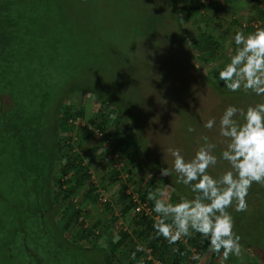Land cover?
Wrapping results in <instances>:
<instances>
[{"label": "rangeland", "instance_id": "374dc122", "mask_svg": "<svg viewBox=\"0 0 264 264\" xmlns=\"http://www.w3.org/2000/svg\"><path fill=\"white\" fill-rule=\"evenodd\" d=\"M49 4L54 10L53 22L62 27L65 39L70 42L69 53L63 63L66 72L57 96L71 87L86 90L66 98L65 95L63 100L65 105L82 110V116L70 122L71 130L66 134L73 145V152L87 167L89 182L94 188L88 191L86 183L76 190H67L64 184L57 199L64 205L72 202L82 206L85 227L96 226L102 233L93 244L108 247L117 235L118 225L127 229L132 227L131 212L121 215V205L114 200L125 174L131 176L134 184L145 183L147 195L149 191L161 190L170 196L173 203L181 199L179 193L192 198L194 193L187 186L176 183L175 171L170 176L160 174L162 168L172 169L174 158L169 149H181L185 159L190 160L204 144L202 137L207 136L217 145L213 154L219 158L224 145L218 125L225 108L229 105L246 108L264 103V96L242 90L230 92L214 74L234 54L237 47L233 40L235 32L243 31L247 35L248 32L241 27L262 20L264 14L259 15L257 8L264 11V3H257V8L254 0H50ZM208 40L217 42L211 55H208V50H201ZM101 101L111 106L99 104ZM96 111L109 116L103 131L111 138L114 129L128 120L130 128L124 132L122 140L129 154L134 155L127 166L129 175L116 165L119 162L110 155V145L103 152V146L94 137L93 142H86L87 134L82 133L81 127L86 126L89 131L96 128ZM210 118L217 121L212 130L203 127ZM189 126L195 131L189 132ZM133 130L140 136L143 155L135 152L138 141L132 135ZM62 135L65 133H59L58 142H61ZM104 153L108 157L101 164L99 157ZM61 160L59 157L55 160V177ZM228 168L226 161L218 159L217 165L208 171L218 177ZM164 178L174 182L178 191ZM263 187L252 184L247 198L250 196L254 203L243 215L235 209L229 211L240 241L256 245L242 249L239 257L229 256L223 264H264ZM96 189L103 191L109 205L95 200ZM6 200L7 195L1 201L5 208L8 207ZM58 214L54 215L55 221H60ZM74 225L68 228L71 234L78 226ZM195 235L193 232L191 237H183L181 244L189 249L186 257L171 254L172 258L177 257V264H189L194 255L201 257L197 264H222L220 255L211 253V258L207 249L209 242L204 251L198 253L195 250ZM197 235V240H204L200 234ZM70 237L72 240L76 236ZM133 239V243L142 246L147 256L149 248L145 242ZM78 243L88 245L84 239ZM5 247H0V254H5L4 258L0 256V264H18L16 259L8 256L11 250ZM127 247L116 248L113 252L121 263L127 261ZM168 252L170 250L160 260L161 264H171L173 259ZM87 256L95 258L96 264H104L99 250L89 251ZM149 256L152 259L150 264H155L150 252Z\"/></svg>", "mask_w": 264, "mask_h": 264}, {"label": "trees", "instance_id": "16d2710c", "mask_svg": "<svg viewBox=\"0 0 264 264\" xmlns=\"http://www.w3.org/2000/svg\"><path fill=\"white\" fill-rule=\"evenodd\" d=\"M254 1L264 3V0ZM49 3L50 0H0V247L5 245V249L11 250L8 256L16 259L18 264H96L95 258L87 256V252L94 250H99L104 264H150L152 260L145 257V250L138 251L133 243V238H138L145 242L153 259L163 260L169 250V257L171 254L186 257L189 249L180 241L169 244L164 238L156 236L154 212L151 216H145L132 210L133 203L126 194L128 186L140 200L147 202L151 211L153 201L147 199L146 184H134L131 176H125L114 200L121 205V215L131 212L132 227L127 229L118 225L117 235L120 239L115 243L112 240L108 247L93 244L102 233L96 226L85 227L82 206L72 202L64 205L63 201L57 199L64 184L67 190H76L86 183L88 191L94 188L89 182L87 167L73 152V145L66 134L71 130L70 122L82 116V110L65 105L63 100L65 95L66 98L72 93H84L86 90L71 87L57 96L66 72L63 63L69 53L70 42L65 39L62 27L53 22L54 10ZM263 12L261 8L258 10L259 15H263ZM241 28L248 33L254 30L252 26ZM216 45V41L208 40L201 50H208V55H211ZM218 73L214 72L219 79ZM101 103L111 106L104 101ZM109 120L103 111H96L94 126L104 132ZM129 128L130 124L125 120L114 129L113 138L109 137L110 154L114 155L113 160L121 163V169H125L128 175L130 170L127 166L134 155L127 151L122 136ZM81 130L87 134L86 141L93 142L92 131L86 126ZM60 132L65 135L58 142ZM132 135L138 141L135 152L143 155L140 136L135 130ZM57 157L62 160L55 177L53 168ZM164 180L178 191L174 182ZM33 191L38 194L35 195ZM179 194L181 198L191 199L185 193ZM5 195L7 208L1 204ZM94 197L100 203L96 193ZM246 200L250 208L254 202L250 201V196ZM101 204L109 205L107 202ZM50 206L51 209L43 212L41 218L37 209ZM233 209L235 203L227 211ZM44 213L48 214L47 217ZM57 213L60 221L54 220ZM240 213L243 215L245 211ZM74 224L78 226L71 234L68 228ZM70 236L76 237L71 240ZM197 237L196 233L193 245L200 253L208 241L197 240ZM80 239H84L88 245H80ZM240 244L244 250L256 245L241 241ZM127 245V261L121 263L119 256L113 252ZM173 246L175 251L171 249ZM0 256L4 258L5 254L1 253ZM176 258L171 257V264H177ZM189 264H197V260L192 258Z\"/></svg>", "mask_w": 264, "mask_h": 264}, {"label": "clouds", "instance_id": "9594fccd", "mask_svg": "<svg viewBox=\"0 0 264 264\" xmlns=\"http://www.w3.org/2000/svg\"><path fill=\"white\" fill-rule=\"evenodd\" d=\"M233 40L237 47L219 71V79L230 92L242 90L264 96V27L247 35L236 31ZM216 126L215 118L203 125L208 130ZM218 130L224 145L219 158L213 154L217 145L204 136V144L190 160L185 159L181 149L172 148L169 149L174 158L172 169H160L161 176H170L175 171L176 183L194 193L191 199L183 197L173 203L161 190L149 191L147 199L153 201L152 212L156 214L153 228L157 237L176 244L182 237L198 233L209 242L208 252L220 255L223 264L229 256L239 257L242 252L241 237L235 233L234 219L227 209L235 203L236 212L247 211L246 197L252 184L264 186V103L246 108L229 105L220 116ZM188 131L195 129L189 126ZM105 150L103 147L102 151ZM218 159L226 161L229 168L214 177L208 170L217 165ZM119 239L115 235L113 243ZM137 250H142V246H137ZM192 258L201 259L199 255Z\"/></svg>", "mask_w": 264, "mask_h": 264}, {"label": "built area", "instance_id": "2783aa9c", "mask_svg": "<svg viewBox=\"0 0 264 264\" xmlns=\"http://www.w3.org/2000/svg\"><path fill=\"white\" fill-rule=\"evenodd\" d=\"M259 24L260 25H264V17L262 18V20L258 21L257 23H251V26L253 28H256L257 25H259ZM92 133H93L94 139L99 141L103 147H107L109 145V142H110L109 140L110 139L104 132L100 131L98 128H94V129H92ZM111 156H113V155H111ZM107 157H108L107 153L102 154L99 157V162L101 164H104V162H106ZM116 165L119 166V165H121V163H116ZM125 176H126V174H125ZM126 194H128L129 200L133 203L132 210L135 213H138L140 215L142 214V215H145V216H151L152 211H151V208L148 206L147 202L140 200L138 198L137 194L135 192L131 191V187L130 186H128V189L126 190ZM96 198L100 202L99 204L108 202L105 194L100 189L96 190ZM182 241H183V237L181 238L180 242H182ZM149 252L150 251L147 250V254H148L146 256L147 259L150 258ZM153 261H154L155 264H161L160 259H154Z\"/></svg>", "mask_w": 264, "mask_h": 264}, {"label": "flooded vegetation", "instance_id": "af4514ba", "mask_svg": "<svg viewBox=\"0 0 264 264\" xmlns=\"http://www.w3.org/2000/svg\"><path fill=\"white\" fill-rule=\"evenodd\" d=\"M33 192H35V195H36V193H37V191H33ZM38 194V193H37ZM38 196H36V198H37ZM39 198V197H38ZM51 207L52 206H50V208H45V207H43V208H38L37 210H39L40 211V213H39V216L42 218L43 216H42V214H43V212H46V210H49V209H51ZM40 209H42V210H40Z\"/></svg>", "mask_w": 264, "mask_h": 264}, {"label": "crops", "instance_id": "0c3cea01", "mask_svg": "<svg viewBox=\"0 0 264 264\" xmlns=\"http://www.w3.org/2000/svg\"><path fill=\"white\" fill-rule=\"evenodd\" d=\"M259 3H260V2H259ZM249 4H252V2L249 3ZM259 5H260V4H259ZM247 6H248V5H247ZM249 6H250V5H249ZM256 8H257V3H256ZM256 8H255V9H256ZM257 10H259V9L257 8ZM250 15H251V14H250ZM250 15H248V16H250ZM86 142L89 143L88 140H87Z\"/></svg>", "mask_w": 264, "mask_h": 264}]
</instances>
